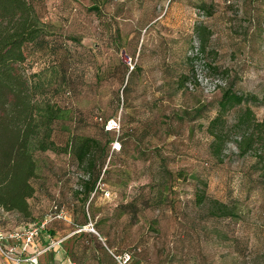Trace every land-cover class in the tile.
Returning a JSON list of instances; mask_svg holds the SVG:
<instances>
[{"label":"rangeland","instance_id":"obj_1","mask_svg":"<svg viewBox=\"0 0 264 264\" xmlns=\"http://www.w3.org/2000/svg\"><path fill=\"white\" fill-rule=\"evenodd\" d=\"M31 1L46 42L27 46L23 66L36 99L70 118L51 133L68 152H33L28 205L37 218L58 198L73 215L56 229L58 247L37 264H113L121 251L128 264H264V160L238 155L231 140L214 158L205 130L223 89L261 96L264 0ZM198 23L209 36L190 63ZM249 105L260 118L262 107ZM235 113L226 115L228 125ZM110 118L119 127L106 133L101 124ZM83 136L100 143L102 157L86 197L76 193L84 169L72 154ZM114 138L116 153L108 147ZM196 186L205 195L200 205ZM214 200L231 215L210 216ZM26 220L3 212L0 228ZM0 264H7L1 256Z\"/></svg>","mask_w":264,"mask_h":264},{"label":"trees","instance_id":"obj_2","mask_svg":"<svg viewBox=\"0 0 264 264\" xmlns=\"http://www.w3.org/2000/svg\"><path fill=\"white\" fill-rule=\"evenodd\" d=\"M193 31L197 46L194 53L187 56L190 63L201 56L209 36V30L200 23L193 26ZM45 42L44 31L31 0H0V218L3 212L18 214L27 219L20 225L38 221L49 208L42 210L37 218H32L28 200L34 194L31 180L37 174L33 152L51 151L57 154L66 153L69 149L68 144L56 145L51 137L54 123L70 118L68 111L48 99L37 100L36 85L23 66L29 53L26 51L27 46L33 50L40 49ZM204 65L206 69L215 68L214 65L207 63ZM181 78L187 80L186 77ZM249 103H257L262 107L260 118L255 117ZM232 109H235L236 113L228 125L226 115ZM101 127L103 128V123ZM205 130L210 137L209 153L214 158H220L224 145L231 140L238 155L252 153L258 160L263 161L264 86L259 98L253 94H239L230 88L223 89L216 102L215 114L207 121ZM103 131L107 133L114 130L103 128ZM228 136L232 139H228ZM113 140L119 144L117 150L110 147ZM108 147L112 153L119 152L121 149L119 139L109 140ZM99 150L100 143L87 136L76 137L72 145V154L84 169L76 193L83 194L84 197L94 191L99 172L95 169L98 161L102 160V157L97 155ZM87 171H90L91 176L84 180L85 175H88ZM60 183L58 181V184ZM193 196L196 205H200L205 199L203 189H199L198 186ZM57 199L53 198L49 205L62 204ZM66 209L68 211L67 207ZM68 212L71 223L73 215ZM209 214L227 217L231 212L225 204L214 200ZM64 224L68 227L66 222L52 219L46 224L44 232L57 240L61 235L56 234V229ZM80 232L82 231L79 230L77 233ZM123 253L129 255L125 251L115 255ZM129 260L130 255L124 264H128Z\"/></svg>","mask_w":264,"mask_h":264},{"label":"built area","instance_id":"obj_3","mask_svg":"<svg viewBox=\"0 0 264 264\" xmlns=\"http://www.w3.org/2000/svg\"><path fill=\"white\" fill-rule=\"evenodd\" d=\"M103 128L105 130H117L118 119H107L103 122ZM110 147L117 150L119 144L116 140H113ZM52 219L70 222V215L64 205L52 203L49 205L47 212L38 221L29 222L11 230H0V256L7 264H37L39 253L46 251L55 244H59L61 241V239H53L44 232L46 224ZM85 229L93 231L90 225L89 227L85 226ZM42 233H44L43 236L47 243L43 247H39L40 249H36L35 242L38 241ZM128 257L129 255L126 253L115 255V264H124Z\"/></svg>","mask_w":264,"mask_h":264},{"label":"crops","instance_id":"obj_4","mask_svg":"<svg viewBox=\"0 0 264 264\" xmlns=\"http://www.w3.org/2000/svg\"><path fill=\"white\" fill-rule=\"evenodd\" d=\"M38 241H39L38 247H43L45 245V243H47L44 239L43 234L40 235V237L38 238ZM57 247H58V244H55L53 247L48 248L46 251L39 253V255L43 256V254H44V256H45V254L52 252V250H55ZM38 259H39V257H38Z\"/></svg>","mask_w":264,"mask_h":264}]
</instances>
